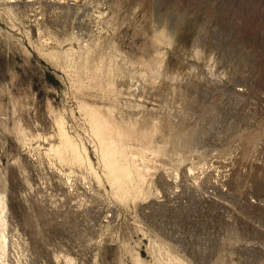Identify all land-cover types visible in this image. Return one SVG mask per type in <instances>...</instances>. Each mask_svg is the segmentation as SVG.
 Here are the masks:
<instances>
[{"label":"rangeland","instance_id":"rangeland-1","mask_svg":"<svg viewBox=\"0 0 264 264\" xmlns=\"http://www.w3.org/2000/svg\"><path fill=\"white\" fill-rule=\"evenodd\" d=\"M0 196V264H264V0H0Z\"/></svg>","mask_w":264,"mask_h":264},{"label":"bare ground","instance_id":"bare-ground-1","mask_svg":"<svg viewBox=\"0 0 264 264\" xmlns=\"http://www.w3.org/2000/svg\"><path fill=\"white\" fill-rule=\"evenodd\" d=\"M88 119L91 130L98 142V151L105 175L111 182L115 193L120 198H125L127 196L129 197V195L135 194V192L138 190L136 180L139 178L140 173L135 166L136 164H134L133 161L126 156V149L121 143L123 138H120L121 136L118 138L113 136L106 120L97 112L90 110ZM56 121L58 125V136L60 138V143L54 147H51L50 149L60 160L82 161L75 142L70 138L64 129L62 119L58 118ZM2 201V197L0 196L1 226L5 223V218L1 215L3 206ZM5 240L6 237L3 231L0 230V241L5 244Z\"/></svg>","mask_w":264,"mask_h":264}]
</instances>
